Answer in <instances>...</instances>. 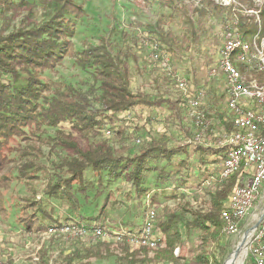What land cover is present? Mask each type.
<instances>
[{"label":"trees","instance_id":"1","mask_svg":"<svg viewBox=\"0 0 264 264\" xmlns=\"http://www.w3.org/2000/svg\"><path fill=\"white\" fill-rule=\"evenodd\" d=\"M143 1L156 4L160 10L155 21L136 22L134 30L114 27L99 43H88L78 50L74 41L77 21L87 14L80 0H0V192L12 184H23L29 192L14 205L13 213L0 194V212L14 218L12 227L21 235L75 224L111 231L114 228L106 223L111 220V210L120 205L111 186L124 181L131 184L128 191L123 188L128 198H137L141 204V198L150 196L152 205H161L156 209L154 227L159 238L157 247L131 249L130 239L143 226L138 228L132 219L122 221L129 232L121 236L128 261L223 264L230 253L223 211L234 189L243 184L245 169L228 178L220 177V170H210L207 164L221 165L228 147L205 146L199 141L188 158L174 162L175 156L187 153L188 145L171 146L169 133H155L152 128L145 137H139L141 127L136 129L141 131L139 145L133 148L135 130L132 133L122 116L135 108L165 107L169 110L166 121L177 119L183 130L182 106H188L189 98L187 94L182 100L171 98L180 88L179 75L176 69L162 70L151 60V44L170 56L171 66L176 60L190 59L208 31L212 15L227 18L224 32H237L250 42L259 37L261 42L264 4L236 0L225 6L204 0L198 7L185 0ZM142 37L148 45L142 43ZM69 58L87 74L86 79L78 86L53 83L46 73ZM236 66L246 84L255 80L264 85L263 66L245 61H237ZM194 72H186L187 87L192 82L197 85ZM138 79L151 90L135 91L133 82ZM202 90L206 92V104L202 103L200 109L205 110L207 105L212 113L204 114L213 120L202 126L220 127L223 134L237 131L234 118L219 111V102L225 97L215 96L209 86ZM191 92L194 97L199 91L194 88ZM65 123L70 127L64 128ZM202 126L195 125L186 135L194 140ZM106 127L113 133L110 137L104 136ZM192 155H197L194 159L205 168L200 169L201 174L192 171ZM212 155L216 158L210 160ZM173 173L179 177L175 180L178 185L167 195L164 184L170 182ZM150 174H156L159 180L155 188L146 186ZM43 180V189L34 186ZM184 189L191 192L187 194ZM161 196L177 203L162 205ZM149 208L146 205L142 209L143 219ZM13 229L10 231L15 232ZM62 241L54 238L43 247L40 264H92L94 259H105L110 249L105 244L67 246ZM149 252L154 256L149 257ZM141 255L143 259H138Z\"/></svg>","mask_w":264,"mask_h":264},{"label":"rangeland","instance_id":"2","mask_svg":"<svg viewBox=\"0 0 264 264\" xmlns=\"http://www.w3.org/2000/svg\"><path fill=\"white\" fill-rule=\"evenodd\" d=\"M203 1L204 0H185L186 4L188 5L191 4L198 7L202 6ZM213 1L217 4H222L226 6V5H230L236 0H213ZM253 1L256 5L259 6L264 4V0H253ZM80 2L84 4L87 14L85 17L77 21L78 31L76 37L74 38V41H75V47L78 50L85 47V45L88 43H92V44L99 43L101 38L106 37L108 33L112 29H114V27H120L125 30L127 29L134 30L133 28L137 27L136 22H140L141 24H148L150 22L155 21L157 15L160 13V10L157 8L156 4L148 5L143 0H80ZM224 18H225L224 15L223 16L212 15L210 17L211 21L207 24L208 31L206 32V34L203 35L199 46H197L198 48L194 50L193 55H191L190 59L183 58L180 59L179 61L176 60L173 66L170 65L171 63L170 64L168 63L169 65L168 66L166 65L167 66L166 70H170L171 68H174L177 70V73L179 75L180 88H176V91L173 92L171 98L182 100L184 98V94H187V90L189 88L191 90L194 88L198 90H202L206 86H209L213 89L215 96H219L220 99L225 97L224 101L219 102V111L221 109L222 112H225L227 113V115H231L234 118V113L231 111L226 101V93L228 96V92H227V84H226L227 82H226L225 74L219 67V71L216 72L215 77H211L210 75L213 69L218 68V62L220 58V54H219L220 48L223 46V44H229L228 42H229L230 33H232V38L233 36H236L237 38L243 39L241 35L237 32H233V31L228 32V30L227 32H224L223 23H225L227 19ZM132 23H134L133 24L134 26H131ZM175 27H176V31L179 33L180 28L178 24ZM138 30L139 33H141V29ZM252 42H254V40ZM142 43H144L143 40ZM263 43H264V39L261 42H259L260 49L264 46ZM252 46H253L252 51H254L255 54H257L258 45H254L253 43ZM232 59H233V63L234 60L236 63L239 60L236 56H233ZM236 63L234 64L237 69ZM146 67L147 69H150L148 65H146ZM162 70L165 69L162 68ZM188 71L190 72L195 71L194 78L197 82V85H195V83L192 82L187 87L188 81L186 82L185 80L187 79L186 72ZM46 74L47 77L53 83H58L59 85H63L65 83H72L73 85L78 86L87 77V74L83 72L80 69V67L76 65L75 60L71 58L67 59L64 65L58 67L53 71L47 72ZM144 80L149 81V79L146 77ZM144 80L138 79L133 82V88L135 91H137L138 89H144L148 91L151 90L149 85L146 84ZM241 81L243 80L241 79ZM247 85L254 86V85H258V83L257 81L254 80ZM202 103L206 104V100L203 101ZM260 108L263 107L260 106ZM182 111H183V130L181 129V126L179 125V121L177 119L174 122L166 121L165 118L166 115L169 114V110H166L165 107L154 108V109L135 108V110L125 112L122 118L125 119L126 124L131 128L132 133L135 130L133 133L135 138L133 139V141H131V146L135 148L139 145L137 142V138L140 135L141 131L142 133L139 137L141 136L145 137L146 133L149 132V130L152 128V130L155 133H159V134L163 132L169 133L170 136L172 137V141L170 143L171 146L182 145V144L188 145L187 153L189 152L190 154L196 145L194 141L196 136L194 137L193 140L192 137L189 138L186 135V132L193 131V128H195V124H194L195 121H193L189 117V104L188 106L187 103L185 106L183 105ZM201 111L203 112L205 111L206 115L211 116L212 111L209 109L207 111V105L205 110L202 109ZM211 121L213 120H211L210 118L208 119V117L205 116L203 126L209 124ZM233 123L237 131H233L229 133V135H233V133L236 134V132L240 131L236 123L235 122ZM63 125L64 128L70 127L68 123H65ZM140 127L142 129L141 131H139ZM202 127L200 129V132L199 131L197 132L200 133V138L198 140L200 144L205 146L219 147L220 146L219 143L222 140V136H223L222 129L220 127L219 128L215 127L210 129H207V127H203V128ZM138 128L139 130L137 132L136 129ZM108 129L110 128L106 127L103 131L104 136L106 137H110L113 134V133L112 134L108 133ZM192 140L193 142H191ZM187 153L186 154L182 153L180 155L175 156L174 162L175 161L177 162L182 158H186ZM213 156L214 155H212L210 158H212ZM191 158L194 159L193 156ZM207 165L210 167V170L212 169L214 171V169L216 168L214 165L211 164H207ZM159 166L162 165L159 164ZM172 169L173 167L171 166L169 170ZM238 170L236 171L238 172ZM192 171L194 174H198L200 170L197 167H193ZM172 175L173 176L169 180L170 182L168 181L169 182L168 184H164L167 185L166 188L167 195H170L172 192H175L176 191L175 186L178 185L175 180H177L179 177L176 176L174 173ZM87 176L88 178H91L90 171L87 172ZM156 182H159L157 175L150 174V179L148 175V181L146 183V186L147 187L151 186L152 188H155ZM104 183L107 184L106 177L104 179ZM160 183H164V182H160ZM35 185H38V189L41 190L45 185V180L40 181L37 184H34V186ZM6 186L7 187L3 188L0 194L3 195V199L4 201H6V207L9 210V212L13 213L15 208L14 205L20 202V199L22 197L29 196V192L27 191V189L24 188L25 186L23 187V184H12L9 187L8 185ZM111 187H112L111 189L115 194V197L120 201V205L116 206V208L111 210L110 222L106 223L107 227H111V229L112 228L114 229H112L111 231L110 230L106 231L105 229L102 228V230L107 232V235H102L96 238H93L92 236H87V237L74 236L76 234V227L81 226L79 224L76 225L75 227L74 226L69 227L70 229L66 227L62 230L57 231L56 228V231L54 229V231L52 232H50L48 229L47 232L33 233L30 235H21L20 232H16V230H14L12 227L13 226L12 222L15 221L14 218H12V216L11 217L4 216L0 212V264H40L41 262L40 253L43 247H45L48 244V242L54 238H59L61 239V241L63 240L62 243H65L67 246H70L71 244L74 245L84 244L88 246L99 245V244L109 245L110 249L109 252H107L105 259H94L92 260V264H134L131 263L132 261L130 260L128 261V259L125 258L126 253L122 250L121 243L123 239L121 238V236L129 233L125 229V225L124 224L122 225V221L127 222L128 220L131 219L136 220L137 226L138 228H140L143 226V222H145L144 219L146 220V218L143 219V216L141 215L142 209H144L146 205H149L150 206L149 209L156 210L161 205L159 203L152 205L150 196L141 198L140 200L141 204L140 202H138L137 198L134 197L128 198V196H126V192L123 191V188H126L125 190L128 191L131 188L130 183L121 181L118 184L113 183ZM118 187H120L119 191H118ZM182 191L187 192V194L191 192V190L189 189L186 190L184 189ZM261 196L262 197L256 204L252 213L243 221L244 226L240 227L241 232L237 235H227L225 233L228 236L226 239H228V242L230 243V253L226 256L225 260H228L231 257L233 251L237 248L240 240L242 239V236L244 235L245 231L248 228L255 225V223L261 217H264V213H263L264 189L262 191ZM189 198L192 200V196H190ZM161 201H162V205L164 203H169L171 206H173L177 203L176 200L170 201L167 200L166 197L164 196L163 197L161 196ZM192 203L196 205L195 201H192ZM11 229H13L15 232L10 231ZM129 243L131 245V249L133 250H138L142 246H148L144 244L141 245V243L139 245L133 242V240H130ZM246 252H245L246 256L244 254L241 257L242 264H254L253 260L251 259L250 252L249 253ZM153 256H154V252H149V257H153ZM141 258L143 259L142 255L138 257V259Z\"/></svg>","mask_w":264,"mask_h":264},{"label":"built area","instance_id":"3","mask_svg":"<svg viewBox=\"0 0 264 264\" xmlns=\"http://www.w3.org/2000/svg\"><path fill=\"white\" fill-rule=\"evenodd\" d=\"M145 45H148V40L142 37ZM232 33L229 36V44H231ZM226 45L220 48L218 68L213 69L211 77H215L216 72L219 71V67H226ZM150 58L152 61L157 62L158 65L166 70L167 59L170 56L164 52L159 51L158 45L151 44L150 47ZM244 61L248 64H259L263 65V53L259 47L257 54L248 55V52L244 54ZM264 67V66H263ZM232 75L231 83V96L226 100L233 101V107L236 112H246V121H236L243 127L244 123L252 124H263L264 123V108H260L261 98L258 96L253 99L238 98L236 96L237 79L236 76ZM193 90V89H192ZM187 90V96L189 98V117L195 121V125L200 127L204 124L205 114L200 110V105L206 98V92L198 90L196 96L192 97V91ZM189 91V93H188ZM204 118V119H203ZM110 133V131H108ZM200 138V133L196 135L195 142ZM193 142V140L191 141ZM221 146L228 147V153L224 158L219 176H223L226 170L232 169L234 160H238V156H248L247 173L243 177V184L238 187V191L234 196V201H229L228 211L226 217V234L237 235L241 232V225L243 221L252 213L256 204L262 197V191L264 189V140H257V133L243 131V135H229L224 133L222 140L219 143ZM156 216V210H150V217L148 219L147 232H154L151 226V219ZM71 225L57 227V231L62 230ZM157 234V233H155ZM107 235V232L103 231L101 227H76V234L74 236L87 237L92 236L93 238ZM147 238L144 236H133L130 240ZM247 252H250L251 259L254 264H264V222L251 234L245 245Z\"/></svg>","mask_w":264,"mask_h":264},{"label":"bare ground","instance_id":"4","mask_svg":"<svg viewBox=\"0 0 264 264\" xmlns=\"http://www.w3.org/2000/svg\"><path fill=\"white\" fill-rule=\"evenodd\" d=\"M258 40H259V37H255L254 42H252V44L254 43V45H258V42H257ZM252 44H251V42H247L241 38H237L236 36H233V38L231 40V44L226 45V66H228V70L226 69V67H220V68L226 76L228 98H230V96H231V83H232L231 72H232V74L234 76H236V79H237V88L238 89H236V96H238V98L253 99V97L258 96V98H261V100H264V86H259V85L249 86V85L245 84V82L241 81L239 73H238V71L235 67V64H234L236 62L234 60V63H233V59H232L233 56H236L239 59L238 61H244L245 52H248V55H251V54L255 55V52L252 51V47H253ZM261 50L263 53V65H264V46L261 48ZM169 61H170V59H167V62H166L167 66L170 64ZM228 106L230 107L231 111L234 113V119L233 120L236 123L237 127L240 129V131L236 132V134L233 133V135H243V131H246V132L257 133V140H264V123L263 124H252V125H251V123H244L243 127H241L240 124L237 123L236 121H246V112H236L235 107H233V101H231V100H228ZM260 106L264 108V101H260ZM247 166H248V156H238V160L233 161L232 169L226 170V172H224L223 176H221V177L222 178H228L236 170H238L240 167H244L245 172H246ZM238 187H240V186L236 187L232 196L230 197V201H234V196L236 195V193L238 191ZM227 211H228V207L226 208V210L223 211V218L225 220H226V217H224V216H227ZM149 217H150V212L147 214V217H146V220L143 224V227L138 231V233H136V235H134V236L147 235V238L135 239V241L133 240V242H135L139 245L141 243V245L144 244V245L155 247L159 243L158 242L159 238H158L157 234H155V232H147ZM155 223H156V216H153L151 219V226L153 227V230L155 227ZM75 226H76V224L74 225V227ZM54 229L56 231V228H50L49 231L52 232V231H54ZM178 251H179V249H176V254H178ZM245 252H246V247H242V248L238 249V246H237V248L232 253L231 257L228 259L227 264H242L241 257L245 254ZM245 256H246V254H245Z\"/></svg>","mask_w":264,"mask_h":264},{"label":"water","instance_id":"5","mask_svg":"<svg viewBox=\"0 0 264 264\" xmlns=\"http://www.w3.org/2000/svg\"><path fill=\"white\" fill-rule=\"evenodd\" d=\"M264 217H261L256 223L255 225H253L252 227L248 228L244 235L242 236V239L240 240L239 244H238V249L245 247L247 240L249 239V237L251 236V234L259 227V225L263 222ZM234 252V251H233ZM228 260H225L223 264H227Z\"/></svg>","mask_w":264,"mask_h":264},{"label":"crops","instance_id":"6","mask_svg":"<svg viewBox=\"0 0 264 264\" xmlns=\"http://www.w3.org/2000/svg\"><path fill=\"white\" fill-rule=\"evenodd\" d=\"M230 116H231V115H230ZM187 149H188V148H187ZM193 149H194V148H193ZM188 153H189V152H188ZM188 153H187V154H188ZM191 153H192V152H191ZM185 154H186V153H185ZM192 156H193V155H192ZM192 156H191V157H192ZM194 156L196 157L197 155H194ZM194 156H193V157H194ZM191 157H190V159H192ZM187 158H188V155H187ZM215 158H216V157H212V158H210V160L215 159ZM190 161L195 162L194 165H195V167H197L199 170H200L201 168H204V167H200V165H199L200 163H199L198 160L192 159V160H190ZM211 165H213V164H211ZM207 166H208V165H207ZM214 166H215V165H214ZM215 167H216V168H215L214 170H218V169L220 170L221 165H219V166H215ZM208 168H210V167L208 166ZM204 169H205V168H204ZM211 170H212V169H211ZM202 173H203V172H202ZM246 173H247V172H245V174H246ZM198 174H201L200 171H199ZM198 174H196V175H198Z\"/></svg>","mask_w":264,"mask_h":264}]
</instances>
